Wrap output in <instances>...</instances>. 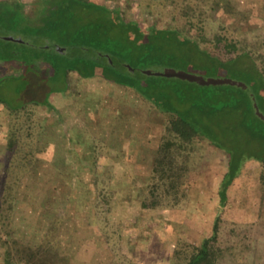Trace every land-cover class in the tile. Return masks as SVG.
<instances>
[{
    "label": "rangeland",
    "instance_id": "obj_1",
    "mask_svg": "<svg viewBox=\"0 0 264 264\" xmlns=\"http://www.w3.org/2000/svg\"><path fill=\"white\" fill-rule=\"evenodd\" d=\"M95 1L143 28H178L223 59L248 52L264 69V0ZM24 2L29 7L32 0ZM227 40L236 44L235 51L228 49ZM201 60L196 53V67L185 70L174 60L170 68L210 78L212 71L197 68ZM39 66L44 73L33 70L27 80L6 81L0 89L4 102L45 100L53 86L43 75H52L53 68L45 62ZM24 68L18 62H0V76L21 75ZM68 81L67 91L50 94L52 109L28 103L32 127H25L34 138L25 149L33 147L40 154L32 170L13 182V201L0 216L2 238L8 237L3 224L7 214L4 223L18 237L33 246L55 243L68 264H186L193 247L212 236L218 221L223 250L218 264H264L260 162L245 163L222 205L220 187L229 155L206 135H198L193 146L176 153L187 185L161 194L160 205L146 208L156 150L164 139H174L166 125L175 114L101 77L70 72ZM8 113L0 104V183L5 179ZM66 132L71 138L66 139ZM62 167L63 174L58 170ZM3 194L0 187V201ZM8 251L0 240V264L7 263Z\"/></svg>",
    "mask_w": 264,
    "mask_h": 264
},
{
    "label": "trees",
    "instance_id": "obj_2",
    "mask_svg": "<svg viewBox=\"0 0 264 264\" xmlns=\"http://www.w3.org/2000/svg\"><path fill=\"white\" fill-rule=\"evenodd\" d=\"M226 46L237 49L230 40ZM196 53L202 57L197 68L212 71L213 76L207 74L210 78H229L232 82L202 85L144 72L170 67L174 60L186 70L195 66ZM0 62H18L25 67L21 75L0 76V89L9 80H27L30 71L44 73L39 66L42 62L53 68L52 75H43L53 86L45 100L17 104L6 103L0 97V104L9 110L0 216L5 204L13 201V182L21 181L32 170L40 154L33 147L25 149L34 138L25 127H32L28 103L52 109L50 94L67 90L72 71L84 78L101 77L110 84L124 85L175 114L166 125V133L174 139H164L156 150L149 198L143 203L146 208L160 205L161 194L169 195L187 185L176 153L193 146L198 135H206L229 155L220 187L222 205L226 204L229 186L248 160H257L264 167V69L248 52L223 59L202 48L198 39L182 35L178 28H143L95 0H32L29 7L24 0H0ZM19 91L15 88L14 94ZM66 133V139L71 138ZM58 170L63 174V167ZM4 218L9 220L7 214ZM4 218L8 237L0 235V240L9 248L6 264H68V259L58 254L55 243L42 241L33 246L11 231ZM222 254L217 221L212 236L193 247L186 264H218Z\"/></svg>",
    "mask_w": 264,
    "mask_h": 264
},
{
    "label": "water",
    "instance_id": "obj_3",
    "mask_svg": "<svg viewBox=\"0 0 264 264\" xmlns=\"http://www.w3.org/2000/svg\"><path fill=\"white\" fill-rule=\"evenodd\" d=\"M11 39L12 37H7ZM148 74L162 75L167 77H178L181 79H187L193 82H197L202 85H210V84H221L225 82H232L229 78H205L202 75L193 74L185 70H177L175 68H166L164 71H147ZM262 116V115H261ZM263 117V116H262Z\"/></svg>",
    "mask_w": 264,
    "mask_h": 264
},
{
    "label": "flooded vegetation",
    "instance_id": "obj_4",
    "mask_svg": "<svg viewBox=\"0 0 264 264\" xmlns=\"http://www.w3.org/2000/svg\"><path fill=\"white\" fill-rule=\"evenodd\" d=\"M7 37H11V36H6V38H7ZM166 68H170V67H166ZM166 68H164L163 70H157V71H164ZM147 71H148V70H146V69L144 70V72H146V73H147ZM149 71L157 72V71H153V70H149ZM72 72H76V71H72ZM77 73H78V72H77ZM78 74H79V73H78ZM13 75H14V74H13Z\"/></svg>",
    "mask_w": 264,
    "mask_h": 264
},
{
    "label": "crops",
    "instance_id": "obj_5",
    "mask_svg": "<svg viewBox=\"0 0 264 264\" xmlns=\"http://www.w3.org/2000/svg\"><path fill=\"white\" fill-rule=\"evenodd\" d=\"M68 82V84H69V81H67ZM116 85V84H115ZM69 86V85H68ZM119 86H121V85H119ZM67 90H68V88H67ZM67 90H65V91H67ZM56 92H59V91H56ZM52 94V93H51Z\"/></svg>",
    "mask_w": 264,
    "mask_h": 264
}]
</instances>
